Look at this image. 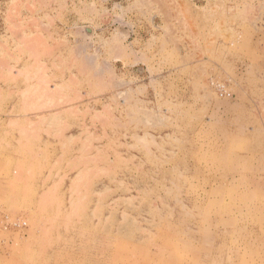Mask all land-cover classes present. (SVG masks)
Wrapping results in <instances>:
<instances>
[{"label": "rangeland", "instance_id": "obj_1", "mask_svg": "<svg viewBox=\"0 0 264 264\" xmlns=\"http://www.w3.org/2000/svg\"><path fill=\"white\" fill-rule=\"evenodd\" d=\"M0 264H264V0H0Z\"/></svg>", "mask_w": 264, "mask_h": 264}, {"label": "water", "instance_id": "obj_2", "mask_svg": "<svg viewBox=\"0 0 264 264\" xmlns=\"http://www.w3.org/2000/svg\"><path fill=\"white\" fill-rule=\"evenodd\" d=\"M120 32H125L123 29H119ZM90 30L87 32L89 34Z\"/></svg>", "mask_w": 264, "mask_h": 264}, {"label": "bare ground", "instance_id": "obj_3", "mask_svg": "<svg viewBox=\"0 0 264 264\" xmlns=\"http://www.w3.org/2000/svg\"><path fill=\"white\" fill-rule=\"evenodd\" d=\"M91 34V31L89 32V35Z\"/></svg>", "mask_w": 264, "mask_h": 264}]
</instances>
